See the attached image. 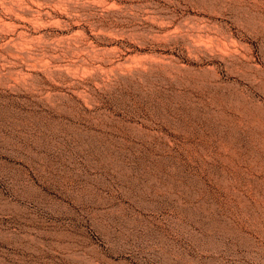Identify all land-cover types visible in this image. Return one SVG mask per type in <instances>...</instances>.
<instances>
[{"label": "rangeland", "instance_id": "374dc122", "mask_svg": "<svg viewBox=\"0 0 264 264\" xmlns=\"http://www.w3.org/2000/svg\"><path fill=\"white\" fill-rule=\"evenodd\" d=\"M48 8L29 76L0 9V264H264V85L220 52L264 69V0Z\"/></svg>", "mask_w": 264, "mask_h": 264}, {"label": "bare ground", "instance_id": "6f19581e", "mask_svg": "<svg viewBox=\"0 0 264 264\" xmlns=\"http://www.w3.org/2000/svg\"><path fill=\"white\" fill-rule=\"evenodd\" d=\"M5 2H6V0L5 1L0 0V9L4 10L6 12L11 11L12 18L14 21V25H13L14 29H12L13 30L12 34L6 36V40L4 41L2 48L7 50L14 58L22 61L23 66H24V70H25L24 73L27 76H29L33 69L37 68L38 66L39 67L41 66V64L39 65L41 58H39L37 56L38 53L35 52V47H34V46H37L39 43H41V41H40L41 37L33 35V33L29 29V25L32 24L33 26L38 27L37 24H40L41 21H45L49 17H51L52 12H51V9L48 8V6L54 5V4L56 6V3L59 4L60 0H20L18 5H16V7H14V8L12 6L11 9H9L6 6ZM44 5L46 6L45 8H43ZM1 23H4V22H1ZM5 24L6 23H4L3 25H5ZM12 24H13V22H12ZM1 25L2 24H0V27H1ZM0 33H2L1 30H0ZM190 38L187 39L186 44L191 50H197L198 52H200L201 49H203L204 47L206 48V46L201 48L200 44L196 43L193 39H190ZM73 42L75 43V41H73ZM63 43L64 42H63L62 38L56 39V40L53 39V41H51V42H46V44L51 48L52 47L56 48L58 46H61ZM17 44L20 46H17ZM233 44H234V42H233ZM233 47H234V45H233ZM63 49H65L64 46H63ZM79 50H81V51L85 50V52L90 51L88 45L87 46H79V45L75 46V45L67 44L65 52L74 54L75 52H79ZM217 52H218V50H217ZM220 52L222 54L221 55L222 58H227L229 60H232L233 62H236V64H239V66H241L243 68L241 70H244L246 76L248 77V80H250L253 83L257 82L258 84L264 85V69L262 68V66L259 63L253 61L251 57H248V56L244 55L243 53L238 52L236 50V48L235 49L225 48L224 50L221 49ZM89 53L91 54V51ZM85 54H87V53H85ZM39 56H40V54H39ZM60 56L58 55V53L53 54V53L42 52V58H44L43 61L45 63V64H42V66L44 65V68H46L45 70H47L50 73L51 72L53 73L55 71H67L70 68L72 69V67H74L76 65L77 60H74L76 58L68 59L67 61H65L63 59L64 60L63 61ZM77 58L79 59V56ZM8 61H10V60H8ZM78 62L81 63L80 60ZM83 64H85V63H83ZM79 66H80V64H79ZM22 70H23V68L21 69V71Z\"/></svg>", "mask_w": 264, "mask_h": 264}]
</instances>
